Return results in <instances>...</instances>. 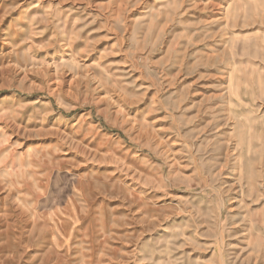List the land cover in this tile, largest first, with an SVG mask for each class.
I'll use <instances>...</instances> for the list:
<instances>
[{
    "label": "rangeland",
    "instance_id": "374dc122",
    "mask_svg": "<svg viewBox=\"0 0 264 264\" xmlns=\"http://www.w3.org/2000/svg\"><path fill=\"white\" fill-rule=\"evenodd\" d=\"M0 264H264V0H0Z\"/></svg>",
    "mask_w": 264,
    "mask_h": 264
}]
</instances>
